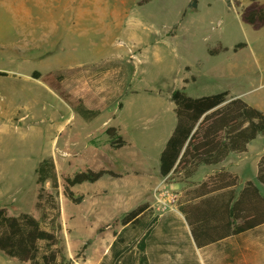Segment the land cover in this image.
I'll list each match as a JSON object with an SVG mask.
<instances>
[{
	"label": "rangeland",
	"instance_id": "obj_1",
	"mask_svg": "<svg viewBox=\"0 0 264 264\" xmlns=\"http://www.w3.org/2000/svg\"><path fill=\"white\" fill-rule=\"evenodd\" d=\"M139 1L0 0V206L46 229L58 224L67 264L128 263L132 242L113 244L124 197L109 188L149 182L156 194L173 181L156 157L175 127L174 89H227L264 111V26L241 17L250 0H198L194 9L190 0ZM109 126L126 145L111 147ZM248 151L263 154L264 136ZM43 160L54 161L57 186L38 182ZM87 168L119 175L75 185L77 203L65 178ZM171 204L161 210L155 198L154 207ZM0 264L28 263L0 250Z\"/></svg>",
	"mask_w": 264,
	"mask_h": 264
},
{
	"label": "crops",
	"instance_id": "obj_2",
	"mask_svg": "<svg viewBox=\"0 0 264 264\" xmlns=\"http://www.w3.org/2000/svg\"><path fill=\"white\" fill-rule=\"evenodd\" d=\"M263 154L231 152L218 163L200 164L191 174L176 171L173 181L161 185L156 194L149 182L124 185V190L119 185L112 194L109 188L111 197H124L118 199L117 210L125 208L126 213L148 204L116 233L114 243L132 242L127 264H264V222L231 234V229L263 213L260 196L250 189L253 184L264 195L259 178ZM156 162L160 174V155ZM155 198L172 204L158 211Z\"/></svg>",
	"mask_w": 264,
	"mask_h": 264
},
{
	"label": "trees",
	"instance_id": "obj_3",
	"mask_svg": "<svg viewBox=\"0 0 264 264\" xmlns=\"http://www.w3.org/2000/svg\"><path fill=\"white\" fill-rule=\"evenodd\" d=\"M149 1L151 0H140L139 4ZM197 5L198 0H190L188 7L194 9ZM241 17L254 28L264 26V2L250 0L243 8ZM242 45L243 43L237 44L235 50ZM33 74L40 76L39 72ZM63 96L69 95L67 93ZM171 100L174 103L176 123L160 154L159 169L163 177L171 176L180 170L185 174H191L200 164H215L231 152L247 151L252 141L260 135L264 136V111L250 105L241 97L231 95L227 89L212 94L192 96L185 88H176L171 93ZM81 107L85 109L83 104ZM106 133L111 137V147L119 149L126 145V140L115 126H109ZM259 167V178L264 183V154ZM37 172L38 182L44 183L48 178H52L54 186H57L54 161H41ZM106 174L119 175L111 169L87 168L67 176L65 195L74 202H81L83 196H76L72 188L84 182H95ZM250 189L260 196L263 213L255 216L251 223L231 229V234L264 222V195H261L253 184ZM49 203L53 209H56L52 218L56 223L60 210L51 194ZM147 206V203H143L127 211L120 218L121 224L135 219ZM57 226L58 224H53L51 229H46L31 213L21 212L18 215H11L5 206H0V250L7 256L28 264H67L69 262L60 244ZM42 241L45 242L43 249L40 245Z\"/></svg>",
	"mask_w": 264,
	"mask_h": 264
},
{
	"label": "built area",
	"instance_id": "obj_4",
	"mask_svg": "<svg viewBox=\"0 0 264 264\" xmlns=\"http://www.w3.org/2000/svg\"><path fill=\"white\" fill-rule=\"evenodd\" d=\"M157 191H159L157 189ZM158 203H159V209L164 210L168 204H170V201H167L165 198H158Z\"/></svg>",
	"mask_w": 264,
	"mask_h": 264
}]
</instances>
